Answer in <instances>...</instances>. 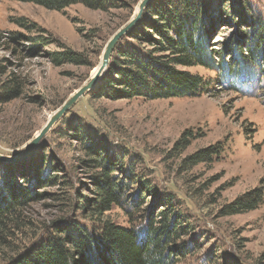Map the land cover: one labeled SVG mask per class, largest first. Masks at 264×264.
Returning <instances> with one entry per match:
<instances>
[{"label": "rangeland", "instance_id": "1", "mask_svg": "<svg viewBox=\"0 0 264 264\" xmlns=\"http://www.w3.org/2000/svg\"><path fill=\"white\" fill-rule=\"evenodd\" d=\"M108 1L105 10L78 3L57 11L0 0V96L7 95L4 86L18 85L15 98H0V154L10 158L0 159V264L26 260L51 238L69 248L68 238L80 232L90 236V248L71 264H105L104 249L94 243L100 221L136 229L149 219L158 227L165 210L181 229L170 243L173 264H264V58L246 48L251 29L264 23V0H190L200 13L194 35L210 68H171L202 76L210 86L204 94L113 95L106 82L117 79L107 73L113 56L120 59L114 47L95 83L24 155L49 118L94 78L108 41L142 0ZM177 1L150 0L116 49L146 57L152 42L134 37H159L152 24L142 26L145 9L167 11ZM18 17L40 30L17 26ZM60 51L77 53L79 62H54L52 53ZM86 145L110 158L108 175L125 184L120 204L105 211L82 205L101 199L94 181L107 174L90 162L100 157ZM209 147L217 151L200 156ZM255 188L262 191L257 208L224 213Z\"/></svg>", "mask_w": 264, "mask_h": 264}, {"label": "trees", "instance_id": "2", "mask_svg": "<svg viewBox=\"0 0 264 264\" xmlns=\"http://www.w3.org/2000/svg\"><path fill=\"white\" fill-rule=\"evenodd\" d=\"M24 1L57 11L78 3L90 9L102 10L111 5V2L108 0ZM169 4L170 8L167 11L160 8L152 10L151 6H147L144 11L142 26L152 24L155 34L159 37L158 39H155L153 36L150 37L146 32L135 37L131 35L134 39H138L139 37L150 39L153 50L147 52L146 57L137 55L130 50L116 49V44L114 52L120 55V59H117V55L113 56L107 73L110 75L112 73L117 79L112 77L106 82L109 87L108 89L112 90L111 93L113 95H119L123 98L142 96L148 99H156L194 97L202 95L209 90V82L204 80L202 76L171 68V64L174 63H180L183 66L197 65L210 68V65L207 64L206 59L203 57L204 53L202 50L204 48L201 41L194 35V25H197L196 21H198V14H200L197 4L190 0L177 1V5L173 3ZM176 8H180V11ZM147 17H151V20ZM181 17L186 18L187 27ZM14 22L17 26L24 28L28 32L38 29L35 23L27 24V21L22 17H18ZM197 27L199 26L197 25ZM251 30L253 36L246 43L247 51L251 55L260 51L263 53L264 58V23L257 24ZM171 31L175 32L174 37L168 34ZM158 52L162 53V55H158ZM51 56L53 61L57 63L79 62V55L72 51H60L52 53ZM14 81V79H11L8 82ZM17 90V83H14L11 87L9 85L4 86V91L7 92V95H1L0 98L5 101L15 98ZM187 133L185 132L184 135ZM86 148L88 152H92L97 157H100V161L92 159L90 162L96 163V166H102L107 174H102L101 179H95L94 181L97 186V194L101 196V199H96L92 202L85 201L82 205L84 207L86 204V207H89L92 211H105L114 202L120 204L119 199L124 194L125 184L124 181H118V179L115 181L116 177L108 175L110 169L107 170V168L110 164V158L104 157L92 145H86ZM216 151V147H209L201 151L202 154L200 156L206 157ZM6 186L12 189L15 188L13 183L8 181L6 182ZM261 193L260 188H255L244 193L225 205L224 213L237 214L257 208L262 200ZM10 195L12 196V194ZM17 203H22V200H19ZM12 206L13 204L8 208ZM160 213L163 215V218L159 221L160 225L158 227H154L153 222L149 221V219L145 220L143 226L136 229L115 226L107 220L100 221L94 243L99 244L98 248L101 246L104 249L100 253L102 261L105 264H173L170 261L173 257L171 255L173 250L170 243L181 230L177 229L178 227L176 226L178 217L172 215L171 219H169L167 210ZM3 214L4 212L1 213L0 207V217ZM88 237L90 236L81 232L74 237H67L71 243V247L69 248H66L65 244L57 241L56 239L58 238L48 239L44 243H41L38 249L30 253L26 260L15 261L13 264H71V258L75 254L79 256L87 255L90 248L89 244H87V242H90Z\"/></svg>", "mask_w": 264, "mask_h": 264}, {"label": "water", "instance_id": "3", "mask_svg": "<svg viewBox=\"0 0 264 264\" xmlns=\"http://www.w3.org/2000/svg\"><path fill=\"white\" fill-rule=\"evenodd\" d=\"M150 2V0H142L138 6V11L134 15V17L122 28H120L108 41L105 50L102 55L101 64L98 68L97 73L94 75V78L91 79V81L84 85L82 88H80L78 91H76L66 102L65 104L57 111L55 112L47 121L45 126L42 128L40 135L37 137V139H34L32 143L29 145V149L24 151V155L29 153L34 146L36 145L37 141L40 137H42L46 132L50 129V127L74 104V102L83 95L98 79V77L101 75V73L104 71L108 64L109 57L115 47V45L118 43L119 39L125 35L136 22L139 21L142 11L144 7ZM9 158L8 156H3L0 154V159ZM10 159V158H9Z\"/></svg>", "mask_w": 264, "mask_h": 264}, {"label": "bare ground", "instance_id": "4", "mask_svg": "<svg viewBox=\"0 0 264 264\" xmlns=\"http://www.w3.org/2000/svg\"><path fill=\"white\" fill-rule=\"evenodd\" d=\"M100 66V65H99Z\"/></svg>", "mask_w": 264, "mask_h": 264}]
</instances>
